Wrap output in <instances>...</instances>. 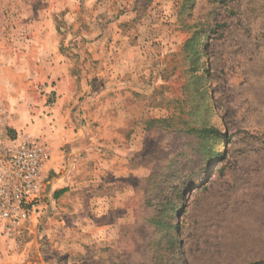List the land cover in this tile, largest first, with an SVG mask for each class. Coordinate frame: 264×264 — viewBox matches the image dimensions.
Here are the masks:
<instances>
[{
	"label": "rangeland",
	"instance_id": "1",
	"mask_svg": "<svg viewBox=\"0 0 264 264\" xmlns=\"http://www.w3.org/2000/svg\"><path fill=\"white\" fill-rule=\"evenodd\" d=\"M109 1L127 44L80 38L86 0L57 5L54 23L72 74L119 117L121 136L98 150L112 183L101 195L90 183L77 203L91 231L78 230L50 185L56 141L8 130L2 110V130L40 138L50 158L37 214L14 238L0 229V264H264V0ZM13 8L0 0L5 34ZM62 218L66 232L45 233Z\"/></svg>",
	"mask_w": 264,
	"mask_h": 264
},
{
	"label": "crops",
	"instance_id": "2",
	"mask_svg": "<svg viewBox=\"0 0 264 264\" xmlns=\"http://www.w3.org/2000/svg\"><path fill=\"white\" fill-rule=\"evenodd\" d=\"M69 1L9 0L14 8L7 12V23L13 32L0 31V111H5L3 120L8 130L43 134L47 141H56L57 146H51V167L58 175L50 185L56 181L54 189L63 190L59 191L57 210L69 216H82L79 222L82 227L78 230L88 233L91 231L88 218L92 214L81 211L84 206L77 201L96 194L95 189L89 188L91 182H95L100 195L112 183H107L108 157L101 160L98 150L103 152L102 147L114 145L112 142L119 139L121 130L113 132L120 128L116 122L119 117L108 112L114 106L106 108L105 96H94L90 75L72 74L73 62L62 49L63 39L54 23L56 6L64 4L66 9ZM86 1L88 29L80 38L88 39L95 47L97 42L112 44L120 40L117 43L120 45L125 42L123 39L128 41L116 22L122 18L111 16L109 0ZM102 7L106 10L104 19L99 14ZM102 107L107 111L100 112ZM83 119H87L86 123L79 125ZM110 192L114 201L123 196ZM107 198L106 193L103 199ZM70 221L71 218L50 220L45 233L53 229L57 233L66 232Z\"/></svg>",
	"mask_w": 264,
	"mask_h": 264
},
{
	"label": "built area",
	"instance_id": "3",
	"mask_svg": "<svg viewBox=\"0 0 264 264\" xmlns=\"http://www.w3.org/2000/svg\"><path fill=\"white\" fill-rule=\"evenodd\" d=\"M49 158L40 138L26 132L10 136L0 126V229L7 236L14 238L36 213Z\"/></svg>",
	"mask_w": 264,
	"mask_h": 264
},
{
	"label": "trees",
	"instance_id": "4",
	"mask_svg": "<svg viewBox=\"0 0 264 264\" xmlns=\"http://www.w3.org/2000/svg\"><path fill=\"white\" fill-rule=\"evenodd\" d=\"M212 131H213V130H209V131H208V130H206L205 132H206V133H208V132H212ZM60 191H61V190H60ZM58 192H59V191H58Z\"/></svg>",
	"mask_w": 264,
	"mask_h": 264
}]
</instances>
